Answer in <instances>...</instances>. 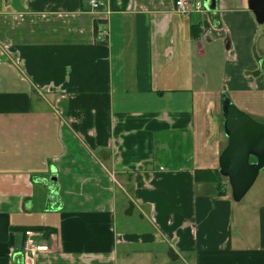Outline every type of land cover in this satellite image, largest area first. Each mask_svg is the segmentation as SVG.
<instances>
[{"label": "crops", "instance_id": "0c3cea01", "mask_svg": "<svg viewBox=\"0 0 264 264\" xmlns=\"http://www.w3.org/2000/svg\"><path fill=\"white\" fill-rule=\"evenodd\" d=\"M200 1L0 0V264H264V179L235 202L195 175L224 96L264 123V25Z\"/></svg>", "mask_w": 264, "mask_h": 264}, {"label": "water", "instance_id": "95a60500", "mask_svg": "<svg viewBox=\"0 0 264 264\" xmlns=\"http://www.w3.org/2000/svg\"><path fill=\"white\" fill-rule=\"evenodd\" d=\"M215 3L205 1L208 8ZM249 8L258 24L264 25V0H249ZM222 111L228 145L220 157L219 171L228 179L234 201L240 202L264 170V123L238 110L227 96L223 97Z\"/></svg>", "mask_w": 264, "mask_h": 264}, {"label": "built area", "instance_id": "2783aa9c", "mask_svg": "<svg viewBox=\"0 0 264 264\" xmlns=\"http://www.w3.org/2000/svg\"><path fill=\"white\" fill-rule=\"evenodd\" d=\"M91 11L96 12L102 6L100 0H85ZM175 10L181 15H190L192 13L201 12L203 10V2L200 0H176ZM107 34L104 33L100 38V42L106 41ZM43 235L35 231H26L25 240L22 246V255L26 259H34L38 254L49 251V247L45 245H39L38 239Z\"/></svg>", "mask_w": 264, "mask_h": 264}, {"label": "trees", "instance_id": "16d2710c", "mask_svg": "<svg viewBox=\"0 0 264 264\" xmlns=\"http://www.w3.org/2000/svg\"><path fill=\"white\" fill-rule=\"evenodd\" d=\"M254 161L255 159H252V162ZM195 175L198 183H213L217 187H220L222 181L225 179L219 171H197Z\"/></svg>", "mask_w": 264, "mask_h": 264}, {"label": "rangeland", "instance_id": "374dc122", "mask_svg": "<svg viewBox=\"0 0 264 264\" xmlns=\"http://www.w3.org/2000/svg\"><path fill=\"white\" fill-rule=\"evenodd\" d=\"M263 179H264V170L260 173V176H259V178H258V180H257V182H256V184H255V186L252 188V190L248 193V195L247 196H251V194L254 192V190L257 188V186H260V184L263 182ZM227 179L225 178L222 182H224L225 184L228 182V180L226 181ZM228 184V183H227ZM126 186H128L127 184H125ZM229 186V185H228ZM128 188H129V190H130V188H131V186H128ZM229 188H230V186H229ZM129 196H131V193L130 194H128ZM246 196V197H247ZM126 199L129 201V199H128V196L126 195ZM133 211H135L134 210V208H132V213H133Z\"/></svg>", "mask_w": 264, "mask_h": 264}]
</instances>
